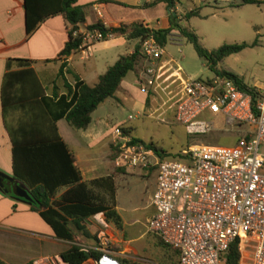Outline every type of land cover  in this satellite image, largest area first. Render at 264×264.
Masks as SVG:
<instances>
[{"label": "built area", "instance_id": "obj_1", "mask_svg": "<svg viewBox=\"0 0 264 264\" xmlns=\"http://www.w3.org/2000/svg\"><path fill=\"white\" fill-rule=\"evenodd\" d=\"M93 8L105 25L100 10ZM146 27L136 37L143 55L138 85L172 108L187 133L216 128L212 118L200 116L207 111L221 114L228 129L237 134L229 145L186 144L179 155L159 157L116 125L111 141L113 164L154 170L153 212L146 219V230L176 249V264H220L233 239L237 240L238 264H264V82L243 90L224 75L183 78L172 58H164L163 45L154 39L151 27ZM77 32L80 57L89 55L93 42L114 35L96 27L72 31ZM242 122L247 126L240 127ZM95 238L94 246L83 247L98 252L89 261L121 264L109 249L103 229Z\"/></svg>", "mask_w": 264, "mask_h": 264}, {"label": "trees", "instance_id": "obj_2", "mask_svg": "<svg viewBox=\"0 0 264 264\" xmlns=\"http://www.w3.org/2000/svg\"><path fill=\"white\" fill-rule=\"evenodd\" d=\"M95 1L105 0H90L85 3H76L75 0H22L24 38H27L45 17L60 14L67 25V37L58 50L57 56H66L71 50L76 49L80 42V33L73 34L72 31L84 21L83 7ZM154 1H163L166 7L173 4V0H153L152 2ZM260 1L239 0L238 3H258ZM182 15L184 17L198 15V6L188 8ZM168 17V24L165 27L151 28L155 40L163 45L167 34L171 30H175L191 43L195 53L212 70L213 75H224L231 79L236 87L243 90H250L254 87L253 84L246 83L238 74L218 68L216 63L229 53L236 52L245 46L254 45L256 39L250 42H222L207 49L201 45L198 36L192 29L180 25L175 20V14H171L170 11ZM85 27H96L101 31L110 30L113 34H121L125 38H135L147 30L146 25L140 21L119 22L105 26L96 19L87 23ZM30 62L31 60L25 57H6L5 71L1 77V113L3 126L11 142V175L24 183L31 198L30 206L37 210L40 217L50 225L57 237L72 239V228L88 235L84 229V220L98 211L102 213L105 221L119 227L120 216L116 210L100 199L92 189V186L105 184L109 197H111L113 192L111 175L94 177L86 181L81 180L71 154L55 130L54 120L63 117L72 127H85L89 121L91 110L104 98L113 94L126 71L139 67L143 62V55L138 50V45L135 44L130 52L119 54L97 75L92 84H87L74 75L72 85L63 82L65 92L59 95H55V93L51 96L43 95L42 86L29 66ZM12 64L16 66L15 69H10ZM62 65L61 61L57 70L59 75L62 74ZM16 93L28 96L27 101H23L22 96H18ZM14 94L23 101V104L22 101L10 104ZM37 95H39L38 98L35 97ZM147 100L148 93L144 98V104ZM38 104L42 110H39ZM5 105L9 108H20L28 122L22 126L11 125L6 119L5 114L8 108ZM23 106L26 107L25 110ZM43 114L47 115V119ZM36 118L38 122H34ZM120 128L122 132L130 135L132 141H139L150 147L159 157L180 154L179 151L168 154L151 140L144 141L133 137L128 126H120ZM111 147L114 149L113 145ZM118 169L121 168L115 167V171ZM58 186H65V188L59 194L58 199H50ZM153 236L158 245L167 248L170 255H175L176 264V249L164 243L159 237ZM97 253L94 249L86 250L77 244H71L59 252V257L67 264H81L85 259L95 257ZM238 257L237 240L233 239L225 250L222 263L238 264ZM117 258L121 264H138L129 257L117 256ZM0 264L6 263L0 259ZM22 264H32V261L27 260Z\"/></svg>", "mask_w": 264, "mask_h": 264}, {"label": "rangeland", "instance_id": "obj_3", "mask_svg": "<svg viewBox=\"0 0 264 264\" xmlns=\"http://www.w3.org/2000/svg\"><path fill=\"white\" fill-rule=\"evenodd\" d=\"M121 1L126 4L106 2L105 5L99 6L109 22L117 18L137 16L147 23L154 24L155 19L161 20L166 12V6L160 2L143 7L144 0ZM134 2L138 5H134ZM238 2L239 0H173L176 6L175 20L180 25L192 29L201 45L207 49L222 42H250L256 39L254 45L245 46L219 59L216 66L238 74L246 83L259 85L264 82V0L258 3ZM192 6H198V15L184 17L183 12ZM83 13L84 18L89 20L95 17L90 4L83 7ZM132 42V39L121 40L120 37L107 40L101 43L102 49L93 50L84 61L98 59L107 49L126 50ZM163 56L172 58V65L180 67L179 74L183 78L189 76L203 79L213 75L212 70L195 53L191 43L177 31L167 34L163 44ZM75 58L76 54L73 55V59ZM139 70L138 67L136 71L133 69L126 71L113 94L98 103L90 112L88 121L90 126L98 127L102 133L99 139L91 142L92 155L99 157L108 149V140L111 139L112 129L116 125H128L133 137L144 141L151 140L168 154L180 151L186 144L229 145L234 142L237 132L228 129L229 126L224 123L219 113L211 115L203 111L200 114L201 117L212 118L216 128L203 133H187L183 124L174 118L172 108L167 107L166 103L160 104L156 98L149 97L144 104L146 92L136 80ZM128 114L131 116L127 117ZM239 126L247 125L242 122ZM109 152L111 158L115 153L113 147H109ZM80 154V151H75L77 160ZM153 176L152 171L149 175L130 173L116 178V181L122 183L117 186L115 202L119 205L125 237L130 238L129 244L133 252L128 255L115 252V255L129 257L138 264H175V255H170L167 248L158 245L153 236L145 232L144 219L151 210V205H145V202L151 190ZM91 220L95 228L87 231L88 235L83 233L78 235L77 240L81 246L91 244L95 240L96 230L106 227L99 223L98 218L92 217ZM106 222L109 225L110 222ZM249 261L245 259V262ZM81 264L93 263L85 259Z\"/></svg>", "mask_w": 264, "mask_h": 264}, {"label": "crops", "instance_id": "obj_4", "mask_svg": "<svg viewBox=\"0 0 264 264\" xmlns=\"http://www.w3.org/2000/svg\"><path fill=\"white\" fill-rule=\"evenodd\" d=\"M88 1L90 0H75L76 3H84ZM152 1L153 0H144L142 6L145 7L156 2L164 4L163 1ZM106 2H113L122 5L126 4L121 0L95 1L91 3L90 6L93 9L95 17L90 20L84 18V21L78 24V29L84 28L87 23H91L96 19L99 20L100 17L96 15L93 7H97L101 12L99 6L105 5ZM134 3V5H138L137 2ZM175 9V3L170 7H166V12L162 19H155L154 24L149 22L147 23L144 19L137 16L117 18L116 20L109 22L107 18L104 17L102 12L101 15L105 20V26L114 25L119 22L140 21L151 28H155L165 27L169 20L168 13L171 11V14H175ZM66 29L67 25L63 17L60 14H53L41 20L29 36L24 38L22 0H0V84L1 77L5 71L4 61L6 57H25L31 60L29 66L32 68L37 80L42 86L43 95L51 96L54 95V93L55 95H59L65 92L63 82L72 85L74 75H76L79 79H82L85 83L92 84L96 80L97 75L101 73L108 64L112 63L119 54L130 52L134 45L137 44L136 37L125 38L121 34H114L110 38L93 42L89 55L85 57H80L78 49L71 50L64 57H59L57 56V52L62 47L67 37ZM173 31L175 30H171L170 32ZM117 37H120L121 40L132 39L133 42L128 48H126V50L107 49L101 53L102 55H100L98 59L93 58L91 61H84V59L91 55L93 50L103 48L101 47L103 46L101 43L103 44L107 40L115 39ZM115 43H117V41ZM74 54H76L75 59H73ZM61 61L63 62L62 74L59 75L57 74V70ZM15 68L16 66L13 64L10 66V69ZM137 68L133 70L136 71ZM121 79L119 80V83H121ZM26 92L27 91H25V94H27ZM22 93L19 95L18 93L16 94L18 96H22L21 99L26 102L28 96H24L25 94L23 95ZM16 94H14V98L11 100L10 104L22 101L16 97ZM35 97L38 98L39 95ZM149 97L150 96L148 95V100ZM7 108L8 110L5 115L11 125L16 126L19 124L22 126L28 122L27 117L23 114L20 108ZM38 108L39 110H42L40 104H38ZM25 109L26 107L24 110ZM1 112L2 103L0 98V170L11 174V142L8 133L3 126ZM44 117L47 119V115H44ZM34 122H38L37 118L34 119ZM88 124L89 122L85 125V127L75 128L70 126L63 117H58L54 120L55 130L71 154L72 161L79 171L81 180L86 181L94 177L106 176L108 174L111 175V186H113L111 197H109L107 192L108 188L105 184L92 186V189H94V192L100 197V199H102L105 203L110 204L116 210L120 216V226L116 227L111 222L108 225V223L102 219V213L98 211L89 215L88 218L84 220V229L86 231H92L95 228V224L91 218H98L99 223L104 225V227L106 226L103 230L109 237V249L111 252L114 255L115 252L123 253L125 255H128V253L132 254L133 248L129 244L130 238L125 237L123 219L119 212V205L115 202L117 186H119V183H122L120 181H116V178L130 173L149 175L150 172H154V170L152 168L124 169L119 167L121 169L115 171V167L117 166H115L112 161L114 155L109 158V147L112 146L111 141L113 133L111 139L108 140V149L102 152L99 157L92 155L90 151L91 142L99 139L102 136V133L98 127H92ZM84 138H87V140ZM75 151L81 152L79 160L75 157ZM154 184L155 180L153 176L151 190L147 201L145 202V205H151V210L148 216L144 219L145 232L151 236H153V234L146 230L145 223L146 219L153 212V206L150 198ZM64 188L65 186H58L50 199H58L59 194ZM99 229H97L96 232ZM72 230V239L57 237L50 225L40 217L37 210L32 208L29 203L14 198L10 191H0V259L4 263L22 264L27 260H31L32 264H67L59 257L60 251L68 248L71 244H77L81 248L86 247L81 246L77 240L78 235L81 233L80 230L75 228H72ZM95 242L96 241L94 240L91 244H87V247L94 246ZM115 256L117 257V255ZM87 259L89 260L90 257Z\"/></svg>", "mask_w": 264, "mask_h": 264}, {"label": "water", "instance_id": "obj_5", "mask_svg": "<svg viewBox=\"0 0 264 264\" xmlns=\"http://www.w3.org/2000/svg\"><path fill=\"white\" fill-rule=\"evenodd\" d=\"M3 179L7 180L8 187L3 185ZM0 191L7 192L10 191L11 195L19 200L25 201L27 203L31 202V198L27 192V188L23 182L14 178L11 174L0 170Z\"/></svg>", "mask_w": 264, "mask_h": 264}, {"label": "flooded vegetation", "instance_id": "obj_6", "mask_svg": "<svg viewBox=\"0 0 264 264\" xmlns=\"http://www.w3.org/2000/svg\"><path fill=\"white\" fill-rule=\"evenodd\" d=\"M8 183H9V182H8L7 180L3 179V185H4V186L8 187Z\"/></svg>", "mask_w": 264, "mask_h": 264}]
</instances>
